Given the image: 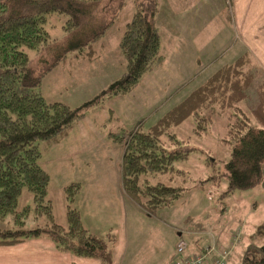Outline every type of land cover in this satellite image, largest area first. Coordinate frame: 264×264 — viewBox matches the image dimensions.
<instances>
[{
    "label": "rangeland",
    "instance_id": "obj_1",
    "mask_svg": "<svg viewBox=\"0 0 264 264\" xmlns=\"http://www.w3.org/2000/svg\"><path fill=\"white\" fill-rule=\"evenodd\" d=\"M120 1L100 0L94 6V20L97 24L101 25L106 20L114 21L112 27L107 28L96 40L95 57L87 54L91 52L87 47L75 51L76 47L85 43H80L81 39L76 31H65V21L68 17L62 12L50 13L45 17L43 27L49 35L46 45L36 48L26 45L19 48L27 58L25 68L31 71L32 76L43 74L39 90L46 104L59 102L70 107L82 105L93 100L125 73L126 62L118 49V41L123 25L129 20L135 5L134 0H126L124 7L116 10ZM136 1L147 3V0ZM227 1L231 8V0ZM227 1H203L208 8L203 10L205 14L202 15L207 14L209 18L195 24V31L202 28L204 38L211 39L215 33L220 36L215 44L211 40L204 43L205 57L191 60L186 57V52L183 56V52L174 51L171 45L166 47L164 39L168 38L170 42L172 35L169 33L170 27L160 19L159 23L162 25L156 26L159 33V49L161 46L163 55L168 56L167 63L159 69L154 70V67L146 70L129 93L103 99V103H90L82 111V118L67 129L66 135L58 140L56 145L43 152L46 154L50 151L39 161V165H45L52 179L48 197L51 201L52 216L58 224L65 225L64 196L60 188L62 182L56 183V176L52 177V160L60 163V166H56L61 170L62 176L68 179L81 173H89L88 176L79 177L74 181L79 186L87 179L95 180L103 187L114 185L118 181L122 145L110 139V133H118L121 129L126 132L137 128L146 130L196 88L204 85L212 73L222 67L225 71L239 61L241 65L237 67L238 71L244 74L229 72L227 82L223 79L217 81L213 88L215 90L204 94L205 98L198 109L199 116L195 117V120L188 117L178 125L169 127L161 136L165 147L191 151L186 159L173 163L174 168L182 174L181 177H174L176 174L172 173L171 184L182 186L183 195L175 199L171 207L158 208L154 211L156 216H148L153 217L152 220L157 223V233L163 237L173 230L181 233V236L189 233L188 249L194 245L193 238H197V244L203 250L201 253L205 255L207 264H213L216 260L219 261L218 264H239L241 250L249 245H260L264 242L263 188L256 185L224 194V180L217 178L219 184L215 186L209 179L212 175H224L222 164L229 157L231 134L237 127L240 128L247 122L264 129V124L257 123V118L252 114V111L259 109L257 106L264 102V70L258 59L249 52H244L237 39H233L232 28L235 19ZM160 2L177 21L182 18L183 22L187 23L189 16L194 13V10L181 11L179 0ZM63 3L66 4V1ZM203 3L194 1V6L201 8ZM9 7V4H1L0 15L7 12ZM199 14L196 19H200ZM76 16L79 22L80 13ZM211 17L214 18L209 20ZM234 27L236 28L235 24ZM164 28L168 34H164ZM235 31L238 36V30ZM160 33L164 39L160 37ZM223 41L225 42L222 43ZM220 45V51L213 56V50ZM158 52L160 53V50ZM7 56L5 52L0 53L2 69L3 58ZM150 70L153 71L151 74ZM248 73V77L239 81L240 86L243 85L241 95L238 98L235 96L232 101L231 96L236 93L234 79H241ZM212 87L213 85L210 88ZM205 106L207 107L204 108ZM258 117L264 120V108H261ZM224 138H227L230 145L226 140L223 141ZM45 145L40 143L39 149L44 150ZM208 159L212 160L211 165L206 164ZM155 175L151 174V183L166 182L163 175ZM203 181L205 182L199 184ZM106 190L98 197L92 198V201L104 198L107 195ZM86 195H89V192H86ZM78 202L82 204L79 200ZM30 203V193L23 190L19 205ZM158 217H164L166 223ZM44 223L45 218L39 217L27 225L33 227ZM7 226L6 221L0 222V229ZM163 230L167 232L163 233Z\"/></svg>",
    "mask_w": 264,
    "mask_h": 264
},
{
    "label": "trees",
    "instance_id": "obj_2",
    "mask_svg": "<svg viewBox=\"0 0 264 264\" xmlns=\"http://www.w3.org/2000/svg\"><path fill=\"white\" fill-rule=\"evenodd\" d=\"M65 1L66 4L64 0H0V5H10L7 12L0 15V53L8 55L3 58V66L10 61L6 68H0V222L6 221L8 224L0 229V246L45 238L60 252L110 264L108 243L112 240L111 236L98 237L89 233L73 206V196L78 191L77 183L63 187L65 225L54 220L48 197L50 177L40 167L39 159L43 152L66 135L67 129L76 120L82 118V111L90 103H100L109 96L128 93L146 70L161 65L163 56L158 52L159 33L156 27L160 11L157 0H147V3L134 0V11L123 25L118 41V49L126 62L125 73L93 100L70 107L59 102L46 104L39 90L43 74L32 76L31 71L25 68L26 56L19 51L20 47L26 45L32 48L46 45L49 35L43 27L45 17L50 13L62 12L68 17L65 31H76L80 43H85L76 47L75 51L87 47L91 51L87 54L95 57L96 40L107 28L112 27L114 21L106 20L101 25L95 22L94 6L100 0ZM125 1L121 0L116 10L123 8ZM240 65L238 61L225 71L222 67L212 73L204 85L196 88L146 130L137 128L126 132L121 129L118 133L109 134L110 139L122 145L119 187L123 195L137 203L145 215H153L156 209L171 206L175 199L183 195L182 186L171 184L174 174V177H181L182 174L174 168L173 163L186 159L191 150L184 152L178 148L165 147L161 136L169 127L178 125L188 117L195 120L199 116L198 109L205 98L204 94L214 91L217 81L223 79L227 82L229 72L238 73L237 67ZM239 73L244 74L241 71ZM248 75L238 79L234 74L236 93L231 96L232 101L235 96L238 98L241 95L243 85L240 86L239 81ZM263 103L257 106L259 109L252 111L259 124H264V120L258 117L261 108H264ZM231 135V145L227 138L223 140L230 145L229 157L221 163L225 173L222 177L210 176L211 183L216 186L219 184L217 178L223 179L224 194L256 185L264 190V129L246 122ZM40 143L46 144L44 150L39 149ZM206 164L211 165L212 160L208 159ZM151 174L163 175L166 182L151 183ZM23 190L30 193V204L19 205ZM39 217L45 218L43 225H27ZM239 257V264H264V242L245 247Z\"/></svg>",
    "mask_w": 264,
    "mask_h": 264
},
{
    "label": "crops",
    "instance_id": "obj_3",
    "mask_svg": "<svg viewBox=\"0 0 264 264\" xmlns=\"http://www.w3.org/2000/svg\"><path fill=\"white\" fill-rule=\"evenodd\" d=\"M160 1L161 0H157L160 11L157 16V25L161 26L162 24L159 23V20H163L164 24L170 27L169 33L172 35V39L169 42L168 38L164 39L160 33V37L166 42V47L171 45L174 51L178 53L183 52V56H185L186 52V57H190L191 60L198 57H205L203 52L204 43L211 40V42L215 44L220 37L215 33L214 37L211 39L207 37L204 38V30L202 28L195 31V24H200L202 21H206L209 18L207 14L206 16L202 15V13H204L203 10L208 8L205 6L206 4L203 3L205 0H179L181 11L194 10V13L189 16V20L187 21L189 26H187V23L183 22L182 18L177 21L172 13L166 9ZM194 1L202 2L201 8L195 7ZM231 8L229 5V10L233 11L235 19L234 24L236 26L235 28L233 24V39H237L236 41L239 42L244 52H249L256 57L264 70V0H231ZM198 13H200V19H196ZM213 18L214 17H211L209 20ZM235 30H238V36H236ZM164 34H168L166 29ZM176 42L178 43L175 45ZM224 42L225 41L222 43ZM220 49L221 45L216 47L212 52L213 56L217 54ZM159 50L160 54L163 56V61L161 65L154 70L163 67L168 60V56L163 55L161 46ZM152 72L153 71L150 70L149 74ZM146 75H144V77ZM111 97L112 96H109L105 99L107 100ZM48 153H50V151ZM48 153H42L39 161L46 157ZM51 164L53 165L52 177L56 176V183L62 182L60 187L62 192L64 186L75 183L74 181L79 177L89 175V173H81L75 175L72 179H68L62 176L61 170L57 167L60 166L59 162L52 160ZM41 168L50 174L45 165ZM51 182L52 179H50L49 189L51 187ZM119 182L120 171L118 174V181L111 186L103 187L92 179H87L84 183H81L80 186L77 183L78 191L73 196V206L79 212L81 224L94 236L106 238H110L109 236H111L112 240L108 243L111 254L110 264H172L174 247L177 239L185 237L188 243L189 233L181 236V233L176 230L168 233H166V230H163V233L166 234L164 237L161 236L157 233V223L152 220L153 217L145 215L137 203L123 195L119 187ZM105 189H107V195L104 198L96 202L92 201V198L103 194ZM86 192H89V195H86ZM78 200L82 202V204L79 203ZM168 212H170V210ZM152 216L156 215L153 214ZM163 216H165V212ZM159 219L165 222L164 217H160ZM160 229H162V226H160ZM169 229L171 230L170 227ZM192 242L194 245H191L188 251L196 253L201 252L202 249L197 244V238H193ZM241 252L242 250L239 253ZM0 264L101 263L98 259L79 258L68 253L60 252L49 240L45 238H35L14 245L0 246Z\"/></svg>",
    "mask_w": 264,
    "mask_h": 264
},
{
    "label": "built area",
    "instance_id": "obj_4",
    "mask_svg": "<svg viewBox=\"0 0 264 264\" xmlns=\"http://www.w3.org/2000/svg\"><path fill=\"white\" fill-rule=\"evenodd\" d=\"M214 261L213 264H218ZM172 264H207L204 254H191L188 251V243L184 238H179L174 247V256Z\"/></svg>",
    "mask_w": 264,
    "mask_h": 264
}]
</instances>
